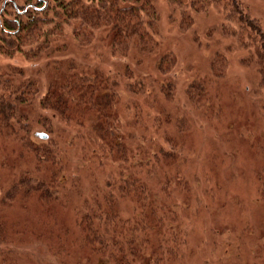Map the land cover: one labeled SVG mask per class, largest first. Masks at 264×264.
Returning <instances> with one entry per match:
<instances>
[{"label":"trees","instance_id":"1","mask_svg":"<svg viewBox=\"0 0 264 264\" xmlns=\"http://www.w3.org/2000/svg\"><path fill=\"white\" fill-rule=\"evenodd\" d=\"M151 1L94 0L86 6L84 0H52L48 10L39 13L37 18L30 14L31 22L25 23L15 34L26 32L30 42H35V36L39 37L36 35L38 26L45 24L50 30L44 34L47 37L38 44L33 56L48 54L55 58L60 52L75 51L83 59L95 56L102 62L97 65L69 64L66 69H61L62 63L53 61L51 66L39 69L58 74L49 82L48 93L42 101L41 108L46 110H27L28 106L20 104L33 86L30 80L8 76L13 79L9 80L11 87L3 84L0 141L2 149L10 148L15 156L10 157L8 164L3 163L4 168L0 167V264H34L33 253H30L33 250L28 251L26 243L14 241L13 232L22 234L25 229L10 220L9 209L32 198L43 203L57 201L54 188L70 178L76 183L72 185V195L88 204L87 209L79 207L75 212L74 229L79 234V241L75 242L77 253H80L79 257L83 253L91 255L86 262L80 260L81 263L193 264L206 252L205 247L193 242L187 233L190 218L177 214L174 209L192 207L195 215L200 209L213 215L226 203L213 202L206 196V190H209L206 176L196 173L182 176L181 169L170 168L181 159L185 169H193L185 147L177 142L190 130L186 118L180 117L181 110L148 114L154 92L156 102L160 103L161 92L171 101L176 91L168 78L160 77L175 67L174 58L163 56L157 65L159 75L153 79H150L148 65H142L158 47L154 33L143 28V25L152 26L151 22L148 24L140 18L141 13L158 14ZM198 1L205 3L207 0ZM233 5L239 9L237 0ZM240 15L245 24L257 21L244 11ZM7 23L6 27L9 26ZM66 26L73 27L69 36L63 32ZM2 27L0 24V31ZM262 38L264 41V35ZM14 41L21 45L25 42L23 38ZM59 42L62 44H56ZM53 43L57 47L50 49L49 45ZM253 57L256 59L254 65L264 74V47L256 48ZM108 58H113L111 64L114 67L104 61ZM167 60L170 63L166 70L164 62ZM218 62H222L221 57L211 62L207 76L220 78L222 72ZM167 80L165 87L163 81ZM155 83L153 88L151 85ZM221 84L215 81L216 89ZM189 89L197 91L199 97L208 96L206 82L205 87L196 84ZM189 89L188 94H195ZM48 112H52L53 118L58 116L69 128L70 144L66 152L57 144L59 152L55 151L53 143L39 144L32 138L30 123L46 122ZM46 128L51 129L48 125ZM74 153L81 162L70 160ZM0 156L5 158L7 151L3 149ZM11 168H16V173L8 179L2 172ZM116 168L122 172L120 180L109 179L106 188L97 181L87 197L82 194L79 174L85 172L93 177L103 174L112 178ZM218 187L216 183V191ZM263 190L259 191L264 200ZM258 200L262 201V198L258 197ZM172 225L178 227L174 229ZM164 228L167 231L164 232ZM255 245H250L253 255L264 251L263 238ZM239 247L245 248L241 244ZM261 260L264 256L256 255L253 263L237 264H261ZM44 261L50 264L48 259Z\"/></svg>","mask_w":264,"mask_h":264},{"label":"rangeland","instance_id":"2","mask_svg":"<svg viewBox=\"0 0 264 264\" xmlns=\"http://www.w3.org/2000/svg\"><path fill=\"white\" fill-rule=\"evenodd\" d=\"M93 1L84 0L83 3L87 6ZM2 2L0 0V8ZM16 2L20 4L19 0ZM204 2L152 0L151 4L157 7L158 14L147 16L141 13L140 18L152 24L143 25L144 30L153 32V39L158 44L156 51L142 63L144 67L148 65L150 79L159 75L157 65L163 56L175 60V67L169 74L160 76L172 82L176 89L174 98L167 100L164 92H161L158 103L154 92L149 101L148 114L154 115L161 110H181L180 117L186 118L190 130L177 142L185 147L186 155L193 162V169H185L181 159L170 168L181 169L179 173L182 176L195 173L206 176L209 189L206 190V196L213 202L218 200L219 203H226L213 215L201 209L195 215L192 207L187 209L179 206L174 209L177 214L190 218L186 227L190 239L205 247L206 252L193 264H200V259L201 264H218L219 259L220 264L253 263L256 255L264 256V251L254 252L256 254L253 255L250 249V245H255L260 238L264 241V200L260 194L264 189V74L254 65L256 59L253 57L256 48L264 47V0H237L239 9L233 5L234 0ZM243 11L257 21L245 24L240 15ZM0 24L2 26V19ZM37 29L36 35L39 37L35 36V42H30L26 32L15 36L3 29L0 31V94L5 93L4 83L11 87L8 84L12 83L9 80L13 81V77L30 80L33 86L21 99L23 103H20L28 106L27 110H46L41 108L42 101L48 93L49 82L58 75L56 71L49 74L45 69H39L51 66L53 61L62 63L61 69H66L69 64L97 65L102 62L101 58L95 56L83 59L75 51L60 52L55 58L48 54L33 56L38 44L45 41L47 36L44 34L50 30L45 24L39 25ZM63 32L69 36L73 27H63ZM16 38H23V45L15 43ZM56 47L55 43L49 45L50 49ZM217 57L222 58V62L217 64L221 67L222 75L220 78L207 76L211 62ZM104 61L111 64L113 58ZM169 61L164 62L166 70ZM111 66L114 67V64ZM168 80L163 81L164 85ZM215 81L222 83L217 89ZM205 82L208 91L206 97H199L197 91L189 89L196 84L205 87ZM151 86L155 88L156 83ZM188 89L195 94H188ZM51 115L52 112H48L46 122L36 120L30 123L32 138L39 144L44 141L53 143L55 151L59 152L57 144L66 152L70 144L69 128L58 116L53 118ZM47 125L50 130L46 128ZM41 133L47 134L48 139L40 138ZM3 149L7 151V156H0L1 168L5 166L3 163L8 164L11 162L10 157L15 156L11 154L10 148ZM3 149L1 147L0 152ZM75 154H69L70 160L79 161ZM13 165L16 167V163ZM15 169L2 173L9 179L16 173ZM112 175L110 178L103 174L94 177L85 172L79 174L82 194L88 195L97 181L106 188L109 179L118 181L122 178L118 168L112 171ZM216 183L219 185L218 191ZM75 184L70 178L54 188V193L58 195L57 201L50 200L47 204L32 198L9 209L10 220L25 229L22 234L13 232L14 241L26 243L27 250H33L30 252L33 256H30L34 264H45L44 259H48L50 264H83L80 260L86 262L91 258L86 253L79 257L75 245L79 241V234L74 229L75 212L79 207L87 209L88 206L87 201L82 203L83 200L78 201L72 195V185ZM172 227L175 229L178 226ZM226 229L227 232L224 231ZM230 229L232 232H229ZM234 238L239 239L231 241ZM240 244L245 248L241 249ZM89 264L95 263L89 261ZM261 264H264V260H261Z\"/></svg>","mask_w":264,"mask_h":264},{"label":"flooded vegetation","instance_id":"3","mask_svg":"<svg viewBox=\"0 0 264 264\" xmlns=\"http://www.w3.org/2000/svg\"><path fill=\"white\" fill-rule=\"evenodd\" d=\"M19 1L20 4L18 5L16 0H3L0 8V19H2L3 26L1 29L11 35L16 34L18 30L20 31L25 23L31 22L30 14L37 18L38 14L48 10L52 3V0ZM4 18L8 20V23ZM6 23L9 26L6 27Z\"/></svg>","mask_w":264,"mask_h":264},{"label":"water","instance_id":"4","mask_svg":"<svg viewBox=\"0 0 264 264\" xmlns=\"http://www.w3.org/2000/svg\"><path fill=\"white\" fill-rule=\"evenodd\" d=\"M40 138H42V139H48V135L45 134V133H41L40 134Z\"/></svg>","mask_w":264,"mask_h":264}]
</instances>
